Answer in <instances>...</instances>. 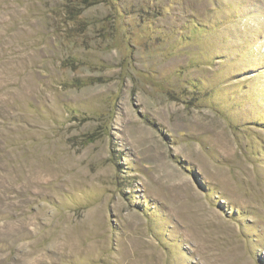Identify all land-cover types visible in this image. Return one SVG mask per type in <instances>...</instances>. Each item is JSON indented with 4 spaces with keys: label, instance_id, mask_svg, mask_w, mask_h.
<instances>
[{
    "label": "rangeland",
    "instance_id": "374dc122",
    "mask_svg": "<svg viewBox=\"0 0 264 264\" xmlns=\"http://www.w3.org/2000/svg\"><path fill=\"white\" fill-rule=\"evenodd\" d=\"M0 264H264V0H0Z\"/></svg>",
    "mask_w": 264,
    "mask_h": 264
}]
</instances>
